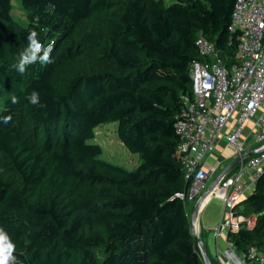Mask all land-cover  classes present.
<instances>
[{"label": "trees", "instance_id": "trees-1", "mask_svg": "<svg viewBox=\"0 0 264 264\" xmlns=\"http://www.w3.org/2000/svg\"><path fill=\"white\" fill-rule=\"evenodd\" d=\"M11 1L0 0V228L19 264H205L177 196L188 183L174 124L199 33L236 63L235 0H19L25 25ZM31 31L52 63L21 76ZM34 90L44 107L28 103ZM110 121L135 169L89 142ZM234 213L253 218L228 231L235 249L264 250V170Z\"/></svg>", "mask_w": 264, "mask_h": 264}, {"label": "built area", "instance_id": "built-area-1", "mask_svg": "<svg viewBox=\"0 0 264 264\" xmlns=\"http://www.w3.org/2000/svg\"><path fill=\"white\" fill-rule=\"evenodd\" d=\"M229 30L239 33L236 63L232 66L224 63L213 43L198 34L195 44L201 58L190 64L191 94L182 95L175 116L178 149L188 183L177 196L185 204L195 201L211 178L214 170L203 163L218 138L224 136L241 155L250 150L240 140L251 120L254 138L250 144L264 147V0H235ZM231 122L233 126L226 131ZM247 169L251 170L247 182L239 181ZM263 170L264 150L241 158L212 194L226 210L213 234L224 235L223 255L232 264H264V250L252 246L246 252H238L227 237L228 231L253 224L252 217L236 215L234 208L253 190Z\"/></svg>", "mask_w": 264, "mask_h": 264}, {"label": "rangeland", "instance_id": "rangeland-1", "mask_svg": "<svg viewBox=\"0 0 264 264\" xmlns=\"http://www.w3.org/2000/svg\"><path fill=\"white\" fill-rule=\"evenodd\" d=\"M165 4H170L171 0H164ZM12 11L14 20L21 25H25L26 12L22 7L19 0H12ZM3 107V98L0 97V110ZM252 133V137H253ZM251 137H248V140ZM91 143H97L102 147V153L100 158L121 166L127 169H135L141 163V159L138 153L130 152L120 141L117 134V122L110 121L102 123L95 128V135L89 140ZM253 147H257L259 144H251ZM250 145V146H251ZM210 183V182H209ZM207 184V186L209 185ZM198 199V198H197ZM197 201V200H196ZM222 202L216 197H211L209 201L201 210V217H207L213 219L219 216L221 211ZM204 241L211 255L214 253V237L213 229L203 235Z\"/></svg>", "mask_w": 264, "mask_h": 264}, {"label": "crops", "instance_id": "crops-1", "mask_svg": "<svg viewBox=\"0 0 264 264\" xmlns=\"http://www.w3.org/2000/svg\"><path fill=\"white\" fill-rule=\"evenodd\" d=\"M232 126H233V122L229 123L228 127L226 128V131H228ZM252 133L254 135L253 121L250 120L247 122L245 129L243 130V132L241 134V140L240 141L243 142V144H245V145L247 144L250 146L251 140L254 138V136L252 137ZM248 137H251V138L248 140ZM257 147H253V145H251L250 150L255 149ZM247 151H249V150H247ZM236 156H238V155L236 154L235 149L227 143L224 136L220 137L216 140L214 150L205 158L204 163H203L205 167H207L209 169H213L214 171H213L211 178L207 181L205 188L201 192L200 196L203 194V192L208 187L207 184L209 182H211L213 180V178L216 176V174L227 163H229L232 159H234ZM250 174H251V170L247 169L240 176L239 181L246 183ZM199 197H198V199H199ZM212 197H215V196H212ZM198 199H196V200L198 201ZM196 200L191 202L189 205V214H190L191 220L196 214L195 213L196 211H194V207H195V204L197 202ZM225 212H226V210H225L223 204L221 206L220 214L216 218H213V219H209L207 217L202 218L201 212H200L198 219L195 221V229H196V232L199 235V237L202 239V241H204L203 235L208 233V231L210 229L214 230V228L220 222V220H221V218ZM213 237H214V253L212 254V256L216 260V263L217 264H232L230 261H227L223 255L224 238H225L224 235L215 236L213 234ZM205 245H206V243H205ZM206 247H207V245H206Z\"/></svg>", "mask_w": 264, "mask_h": 264}, {"label": "clouds", "instance_id": "clouds-1", "mask_svg": "<svg viewBox=\"0 0 264 264\" xmlns=\"http://www.w3.org/2000/svg\"><path fill=\"white\" fill-rule=\"evenodd\" d=\"M37 32L31 31L27 37V47L19 53L18 62L13 65L19 75H23L28 66L39 62L41 65L52 63L51 52L53 45L49 44L44 47L37 39ZM54 43V42H53ZM13 105L19 103L16 95L11 96ZM28 103L32 106L44 107L37 91H32L26 97ZM11 120V116L3 117V123L7 124ZM16 246L12 242L6 231L0 228V264H19L17 257L14 255Z\"/></svg>", "mask_w": 264, "mask_h": 264}, {"label": "water", "instance_id": "water-1", "mask_svg": "<svg viewBox=\"0 0 264 264\" xmlns=\"http://www.w3.org/2000/svg\"><path fill=\"white\" fill-rule=\"evenodd\" d=\"M264 150V147H257L255 149L243 152L241 155L236 156L234 159H232L229 163H227L213 178V180L210 182L206 190L203 192V194L199 197L198 201L195 204L194 211H196L195 216L192 218L191 222V229L192 233L197 238V246L199 248L200 255L204 261L205 264H212L206 246L202 239L199 237L195 230V220L198 219V216L202 210V208L205 206V204L209 201V199L212 197L213 192L217 188L218 184L226 176L229 172H231L235 166L240 162L241 158H246L252 155H255L259 153L260 151Z\"/></svg>", "mask_w": 264, "mask_h": 264}, {"label": "bare ground", "instance_id": "bare-ground-1", "mask_svg": "<svg viewBox=\"0 0 264 264\" xmlns=\"http://www.w3.org/2000/svg\"><path fill=\"white\" fill-rule=\"evenodd\" d=\"M196 221V220H195ZM196 230V229H195Z\"/></svg>", "mask_w": 264, "mask_h": 264}]
</instances>
